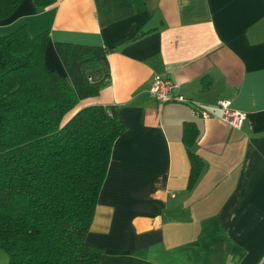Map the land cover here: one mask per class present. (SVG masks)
<instances>
[{"label":"crops","instance_id":"0c3cea01","mask_svg":"<svg viewBox=\"0 0 264 264\" xmlns=\"http://www.w3.org/2000/svg\"><path fill=\"white\" fill-rule=\"evenodd\" d=\"M21 25L49 31L45 65L63 76L56 41L110 49V81L79 103L117 104L127 124L87 234L104 248L99 264H264V0H56L42 11L22 0L0 35ZM155 74L211 115L156 99ZM219 98L246 112L241 127L221 119ZM185 121L203 159L191 187Z\"/></svg>","mask_w":264,"mask_h":264},{"label":"trees","instance_id":"16d2710c","mask_svg":"<svg viewBox=\"0 0 264 264\" xmlns=\"http://www.w3.org/2000/svg\"><path fill=\"white\" fill-rule=\"evenodd\" d=\"M21 1L0 0V19ZM34 2L42 11L56 0ZM48 40L49 31L30 35L25 25L0 35V246L7 264H99L104 248L87 234L127 124L117 104L79 103L110 81V49L56 41L63 76L45 65ZM198 136L195 122L185 121L189 187L203 168L192 149Z\"/></svg>","mask_w":264,"mask_h":264},{"label":"built area","instance_id":"2783aa9c","mask_svg":"<svg viewBox=\"0 0 264 264\" xmlns=\"http://www.w3.org/2000/svg\"><path fill=\"white\" fill-rule=\"evenodd\" d=\"M176 86L177 83L172 78L161 74H155L151 82L150 93L156 99L163 102L178 100L192 103L193 101L190 98L184 96L183 94H176L174 92ZM193 105L195 113L201 114L203 116L211 115V112L203 104L194 103ZM213 106L221 108L222 112L220 114V117L225 122L234 127L242 126L243 121L246 117L245 111L232 107L230 105V101L224 98L217 99L213 103Z\"/></svg>","mask_w":264,"mask_h":264},{"label":"rangeland","instance_id":"374dc122","mask_svg":"<svg viewBox=\"0 0 264 264\" xmlns=\"http://www.w3.org/2000/svg\"><path fill=\"white\" fill-rule=\"evenodd\" d=\"M73 110L69 111L66 117L70 116ZM8 253L6 250L0 246V264H7L8 263Z\"/></svg>","mask_w":264,"mask_h":264}]
</instances>
